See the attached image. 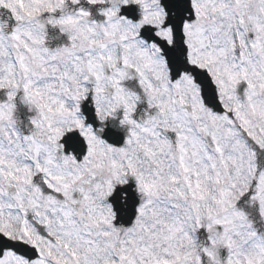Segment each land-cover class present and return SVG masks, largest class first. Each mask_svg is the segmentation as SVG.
<instances>
[{"label":"snow or ice","instance_id":"snow-or-ice-1","mask_svg":"<svg viewBox=\"0 0 264 264\" xmlns=\"http://www.w3.org/2000/svg\"><path fill=\"white\" fill-rule=\"evenodd\" d=\"M0 264H264V0H0Z\"/></svg>","mask_w":264,"mask_h":264}]
</instances>
